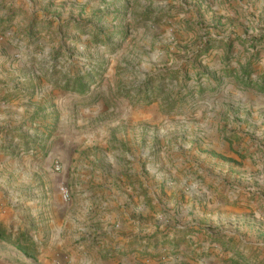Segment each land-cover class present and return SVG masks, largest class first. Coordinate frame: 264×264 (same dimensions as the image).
<instances>
[{
	"label": "rangeland",
	"instance_id": "1",
	"mask_svg": "<svg viewBox=\"0 0 264 264\" xmlns=\"http://www.w3.org/2000/svg\"><path fill=\"white\" fill-rule=\"evenodd\" d=\"M0 12L3 88L24 108L10 154L40 164L33 181L90 232L67 231L61 261L34 225L37 262L0 245V264H103L107 214L114 232L126 221L113 189L142 214L140 264H264V0H0Z\"/></svg>",
	"mask_w": 264,
	"mask_h": 264
},
{
	"label": "crops",
	"instance_id": "2",
	"mask_svg": "<svg viewBox=\"0 0 264 264\" xmlns=\"http://www.w3.org/2000/svg\"><path fill=\"white\" fill-rule=\"evenodd\" d=\"M0 17L3 18L1 14ZM0 82V226L11 231L14 228L13 224L21 219L24 221V226L15 229V231L18 233L20 230L26 233L36 225L41 232L38 233L39 237L44 236L46 239L51 236L56 237L53 245L59 253L56 256L57 260H69L72 257L68 258L69 256L64 254L66 244H70L66 232L73 233V243L77 240L75 234L77 232H84L86 239L90 233H86L89 223L85 221V217L71 214L69 206L62 205L59 197L52 190V193L49 192L50 190H46L43 180L33 181L34 172L40 164L31 163L33 158L28 155L10 154L14 148H19L18 139L14 137V133L15 131L18 133L24 108L19 102L16 105L7 102L11 98V94L10 91L3 88L9 83V73L6 67L0 69ZM10 129L16 130L10 132ZM109 188L112 189V185ZM112 191L120 196L118 204L121 208L118 210L124 213L126 221L121 225L120 231L114 232L109 223L110 218L111 216L118 217L119 213L117 210H113L107 214L102 233L107 235L109 241H106V247L110 250H108V257L103 264H140L142 261L138 253H135L137 248L134 246L140 236L139 219H130V216L135 212L138 217L142 214L128 205L127 195L123 197V194H120L116 189ZM112 207L115 205L110 206V208ZM83 243L86 245L87 241L85 240ZM76 248L79 250L81 247L76 246ZM130 249H132V253L128 252ZM54 253L56 254V252ZM79 264H89V261L84 258Z\"/></svg>",
	"mask_w": 264,
	"mask_h": 264
},
{
	"label": "trees",
	"instance_id": "3",
	"mask_svg": "<svg viewBox=\"0 0 264 264\" xmlns=\"http://www.w3.org/2000/svg\"><path fill=\"white\" fill-rule=\"evenodd\" d=\"M29 239L26 233L14 234L0 226V245L11 246L27 260L37 262V256L28 247Z\"/></svg>",
	"mask_w": 264,
	"mask_h": 264
},
{
	"label": "built area",
	"instance_id": "4",
	"mask_svg": "<svg viewBox=\"0 0 264 264\" xmlns=\"http://www.w3.org/2000/svg\"><path fill=\"white\" fill-rule=\"evenodd\" d=\"M61 193L63 194L64 198H68V191L65 187H62L61 189Z\"/></svg>",
	"mask_w": 264,
	"mask_h": 264
}]
</instances>
